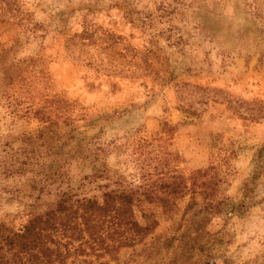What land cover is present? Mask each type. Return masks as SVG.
Instances as JSON below:
<instances>
[{
	"label": "rangeland",
	"instance_id": "rangeland-1",
	"mask_svg": "<svg viewBox=\"0 0 264 264\" xmlns=\"http://www.w3.org/2000/svg\"><path fill=\"white\" fill-rule=\"evenodd\" d=\"M50 106L73 119L58 127L56 185L171 198L183 176V210L190 179L206 170L218 200L243 203L207 228L211 264H264V0H0V146L10 140L28 170L0 172V223L24 224L32 180L58 172L52 156L38 160L46 144L24 143ZM180 223L162 218L156 236H178ZM170 257L138 248L121 261Z\"/></svg>",
	"mask_w": 264,
	"mask_h": 264
},
{
	"label": "trees",
	"instance_id": "trees-1",
	"mask_svg": "<svg viewBox=\"0 0 264 264\" xmlns=\"http://www.w3.org/2000/svg\"><path fill=\"white\" fill-rule=\"evenodd\" d=\"M35 116L46 126L37 135L24 138V143L46 144L48 153L45 157L39 153L38 160L52 156L58 172H42L35 176L38 180H32V192L24 196V224L17 228L0 223V264H126L121 261L122 252L138 248L150 259L170 254L167 264H211L215 245L207 228L225 211L237 214L243 203L225 204L218 200L208 171L199 170L190 179L192 195L183 210L179 203L186 200L184 191L188 188L183 176L176 186L181 195L171 198L146 194L140 189L112 190L110 186L101 196L87 197L69 184H55L64 177L58 158L64 153L65 144H60L63 136L58 127L60 123L69 126L73 119L51 106L44 112L37 110ZM8 151H14L10 140L0 146V172L7 178L26 174V164ZM97 151L86 150L84 156V160L90 159L92 170ZM36 165L41 166L40 162ZM258 176L254 172L253 180ZM198 208L203 209L202 214L191 218L190 214ZM177 215H181L179 235L156 236L161 219L170 220Z\"/></svg>",
	"mask_w": 264,
	"mask_h": 264
}]
</instances>
